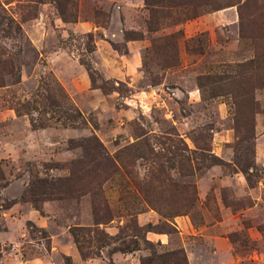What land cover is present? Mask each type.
I'll return each mask as SVG.
<instances>
[{"label": "rangeland", "instance_id": "rangeland-1", "mask_svg": "<svg viewBox=\"0 0 264 264\" xmlns=\"http://www.w3.org/2000/svg\"><path fill=\"white\" fill-rule=\"evenodd\" d=\"M193 1L0 0V264H264V0Z\"/></svg>", "mask_w": 264, "mask_h": 264}, {"label": "trees", "instance_id": "trees-1", "mask_svg": "<svg viewBox=\"0 0 264 264\" xmlns=\"http://www.w3.org/2000/svg\"><path fill=\"white\" fill-rule=\"evenodd\" d=\"M143 4L144 7L149 11L150 13V18L146 21V26L148 30H152L153 26L156 24L155 21V17H151V14L154 13V10L157 9H163V8H174V6H180L182 5H186L189 6L191 9L190 11H187L186 13V18H193L194 16H196V12H195V8L198 6H202L205 3L204 2H198V3H194L193 0H179L178 2L176 0H143ZM195 6V7H194ZM241 19V17H240ZM136 34H134L133 32L130 33H126L125 34V38L127 40H135L137 39L135 37ZM255 61V60H254ZM254 61L250 62V65L252 66L253 63H255ZM1 86V84H0ZM85 141V140H84ZM87 141V139H86ZM92 141L95 143V146L92 147L93 152L92 154H90V160L89 162H92L94 169L90 170L92 171V176L90 178L91 181H97L98 178H100V176L102 177V173L98 174V171L100 172H106V169L109 167L112 170V163H110L106 153H102L100 151H103V147L102 145L98 142V140L96 138H92ZM140 146H146V143L142 142L139 144ZM79 147L84 150V146H83V142L82 144L79 145ZM196 150L199 152V154L201 155L206 149L203 147H200L198 145H196ZM86 154H89L88 152ZM84 164L83 161H76L75 165H77L79 167L80 170H82V165ZM107 165L109 164L106 168L105 171H103L102 166L103 165ZM113 168H114V164H113ZM190 165H189V171H190ZM99 172V173H100ZM107 174V176H106ZM106 176L105 178H107L108 175V171L105 173ZM77 180H81L83 179V177H76ZM69 181V180H66ZM59 183H61L60 180H52V181H47L45 179H38L35 180L31 183L30 187L28 188V191L26 192V200L34 203L35 201L38 200H45V199H51V198H59L58 196H60L61 194H64L68 191H66V188L68 187L67 184H62V185H58ZM67 183V182H66ZM66 185V186H64ZM137 190L141 192V190L143 191V189H140L137 186ZM144 196H147L144 194ZM145 202L148 204V206L155 208L157 203H153L151 201H149V199H144ZM99 207H93L92 206V214H93V220L95 222V224H99L100 222H102V220L104 219H100L98 217V211H99ZM105 210H106V206H105ZM151 231V230H146V232ZM69 233L72 237L73 243L76 247V250L79 254V256L82 259H86V258H90L91 254L87 253L84 251V247L81 245L82 242V229L79 227H72L69 230ZM154 233H157L156 231H154ZM139 264H187L186 261V257L184 256L183 252L181 250H172V251H166V252H162V253H156L154 251H152L149 255L141 257L139 259Z\"/></svg>", "mask_w": 264, "mask_h": 264}]
</instances>
